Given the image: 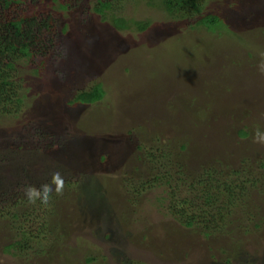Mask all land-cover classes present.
Returning <instances> with one entry per match:
<instances>
[{
    "label": "rangeland",
    "instance_id": "374dc122",
    "mask_svg": "<svg viewBox=\"0 0 264 264\" xmlns=\"http://www.w3.org/2000/svg\"><path fill=\"white\" fill-rule=\"evenodd\" d=\"M30 2L55 21L46 33L54 41L47 57L21 62L23 109L0 115V210L19 217H0V264H264V144L255 142L264 131V0H206L193 17L171 16L155 0L114 2L112 14L149 21L145 31L115 29L93 11L96 0ZM210 14L226 25H196ZM98 84L103 100L73 103ZM178 165L192 178L206 167L248 168L243 177L257 184L233 232L204 237L168 215L199 195L179 181ZM56 171L62 194L28 204L25 186ZM156 175L140 195L126 192ZM42 223L27 250L7 249Z\"/></svg>",
    "mask_w": 264,
    "mask_h": 264
},
{
    "label": "trees",
    "instance_id": "16d2710c",
    "mask_svg": "<svg viewBox=\"0 0 264 264\" xmlns=\"http://www.w3.org/2000/svg\"><path fill=\"white\" fill-rule=\"evenodd\" d=\"M32 1V0H31ZM43 2V0H40ZM53 3L55 0H50ZM79 0H75L74 4ZM96 6L93 7V11L100 15L102 19L109 21L112 26L117 30H127L131 26H135L140 31H145L149 26V21L139 20L131 21L125 20L112 14V6L114 2L120 0H96ZM161 5L164 10L171 16L181 17H193L194 14L201 13L202 6L206 0H155ZM73 3L64 1L59 5L61 10H68L69 6ZM20 8V11H16L15 8ZM23 8V9H22ZM22 9V10H21ZM85 12V11H83ZM88 12V11H86ZM88 14H91L88 12ZM110 15V17H108ZM109 18V19H108ZM50 18L44 11V6L34 4L30 2L27 8L23 4V0H0V115H16L18 114L25 105V98L21 93L20 84L22 78L19 77L18 71L21 68V62L29 60L30 63H34L35 57H47L52 48V38L46 36L52 29V23ZM197 26L206 27L209 31H218L217 27L224 25V20L217 14H210L200 17L196 22ZM226 25V24H225ZM190 28H194L190 26ZM64 30V29H63ZM66 30V28H65ZM50 44V45H49ZM42 63L36 66L35 71H39L42 67ZM106 96V92L103 89V85H96L88 91H81L77 93L73 103L82 105H93ZM42 139L44 137L41 131L35 130ZM245 132H241L240 135H245ZM35 135V134H34ZM50 136L49 138H51ZM51 147L50 145L45 146L44 150ZM53 147V146H52ZM42 148V146H41ZM40 149V148H39ZM183 149V146L181 147ZM176 154V158H178ZM174 159V160H175ZM258 168L264 170V160L260 161ZM181 165L177 166L179 181L188 178L189 185L188 189L199 188V195L195 196L196 200L191 199L190 205L185 202H180L174 206V208H166L168 215L174 214L175 219L187 228L196 227L200 229L201 235L209 237L210 235L214 238L224 237V234H230L235 229L228 230V227L235 223H239L240 219H237L236 210L243 207L244 198L246 197V191L254 187L257 181H250L243 177L248 168L232 169L227 166H219V168L206 167L195 174L196 177L192 178V175H184L181 172ZM241 175V176H240ZM161 178L156 175L152 180L146 181L143 185H138L133 191L126 190L128 194H134L135 196L140 195L142 191L148 186L152 187L156 181ZM160 186V185H158ZM157 186V187H158ZM249 187V188H248ZM143 188V189H142ZM130 190V189H129ZM193 194V193H192ZM246 199V198H245ZM129 202V200H127ZM159 201V199H157ZM194 202V203H193ZM187 204V207H184ZM208 207L207 210L201 209L202 213H195L197 207ZM189 209H193L190 214ZM12 215L9 211L6 212L4 208L0 210V217ZM28 214H23L24 221ZM32 216V215H31ZM165 216V215H163ZM13 219H19L18 214L12 215ZM261 222L254 224L253 228L259 227ZM46 224L42 223L37 227L36 234L25 233L21 231L18 234V239L11 242L7 249H15L17 247L20 250H27V240L31 241L33 237L37 238L39 233L45 231ZM236 228V227H235ZM247 234V232H243ZM44 234V233H43Z\"/></svg>",
    "mask_w": 264,
    "mask_h": 264
},
{
    "label": "clouds",
    "instance_id": "9594fccd",
    "mask_svg": "<svg viewBox=\"0 0 264 264\" xmlns=\"http://www.w3.org/2000/svg\"><path fill=\"white\" fill-rule=\"evenodd\" d=\"M259 70L264 72V63L259 65ZM255 142L264 144V131L259 128L255 133ZM63 187L64 178L59 171H56L52 174V179L49 183L42 184L39 187L26 185L24 188V196L28 204L35 205L39 203L41 206H47L50 202L51 194L61 195Z\"/></svg>",
    "mask_w": 264,
    "mask_h": 264
}]
</instances>
